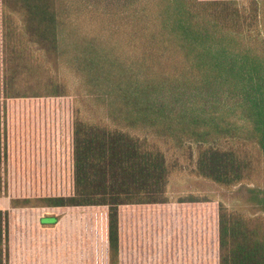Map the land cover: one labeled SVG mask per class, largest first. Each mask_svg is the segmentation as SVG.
Listing matches in <instances>:
<instances>
[{
  "label": "trees",
  "instance_id": "1",
  "mask_svg": "<svg viewBox=\"0 0 264 264\" xmlns=\"http://www.w3.org/2000/svg\"><path fill=\"white\" fill-rule=\"evenodd\" d=\"M0 264H264V0H0Z\"/></svg>",
  "mask_w": 264,
  "mask_h": 264
},
{
  "label": "rangeland",
  "instance_id": "2",
  "mask_svg": "<svg viewBox=\"0 0 264 264\" xmlns=\"http://www.w3.org/2000/svg\"><path fill=\"white\" fill-rule=\"evenodd\" d=\"M93 21L94 22L90 25L81 24L80 28L88 27L90 32L97 31L100 27V22L97 19H94ZM60 74L63 78L67 79L70 89L74 90L77 83L73 80L72 71L68 70L65 66H62L60 68ZM166 195L170 206H173L176 199L179 197L195 195L197 197H207L216 202L221 201L230 209L239 208L242 212L244 211V205L240 201L229 197L230 192L220 189L210 181L188 174L186 170H181L172 174L167 186ZM244 213L247 214L248 211L245 210Z\"/></svg>",
  "mask_w": 264,
  "mask_h": 264
}]
</instances>
